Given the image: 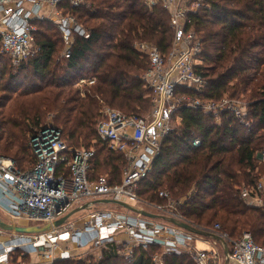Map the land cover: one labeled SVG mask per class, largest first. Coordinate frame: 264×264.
<instances>
[{
    "label": "trees",
    "instance_id": "trees-1",
    "mask_svg": "<svg viewBox=\"0 0 264 264\" xmlns=\"http://www.w3.org/2000/svg\"><path fill=\"white\" fill-rule=\"evenodd\" d=\"M208 4L210 9H202L190 26L203 39L199 70L209 83L210 99L229 95L249 103L246 121L229 116L218 127L210 115L179 112L182 123L164 143L139 194L153 202H161L160 191L175 200L188 197L181 207L188 225L210 229L219 224L230 239L250 233L264 247V209L241 197L244 186L264 176V163L257 159L264 151V0ZM79 11L88 20L100 21L102 28L89 29L88 38L75 36L69 58L56 57V41L42 30L37 34L39 52L20 67L0 54V155L23 171L34 163L28 133L54 116L70 147L92 150L97 141L93 178L105 176L100 170L110 167L112 154L98 140L100 100L139 116L152 105L137 73L146 60L134 45L148 42L168 54L174 38L169 12L160 6L151 10L145 0H88ZM84 79H95V84L75 87ZM196 139L200 147L194 145ZM103 152H108L105 159ZM121 167L111 172L114 184L121 182ZM159 252L139 249L131 262L106 257L101 264H153L152 255ZM165 264L195 263L187 256H168Z\"/></svg>",
    "mask_w": 264,
    "mask_h": 264
},
{
    "label": "built area",
    "instance_id": "built-area-1",
    "mask_svg": "<svg viewBox=\"0 0 264 264\" xmlns=\"http://www.w3.org/2000/svg\"><path fill=\"white\" fill-rule=\"evenodd\" d=\"M86 1L0 0V54L10 58L15 68L28 62L40 50L35 23L50 21L61 33L63 52L59 56L69 58L75 36L89 37L79 11ZM145 2L151 10L160 6L169 12L174 38L166 55L148 42L134 45L147 63L141 79L152 97L151 114L143 117L107 107L101 112L98 140L121 162V182L114 184L107 176L94 179L95 150L70 147L57 126L47 123L34 129L28 141L34 159L29 170H21L14 160L0 155V215L18 221L14 225L51 228L39 234L0 229V264H9L18 251L40 255L45 260L40 264L77 259L101 264L105 257H123L131 262L139 249L153 247L161 251L152 255L153 264H165L168 256H187L195 264H264V247L257 245L250 233L230 239L219 224L210 229L192 226L204 235L174 225L171 220L187 224L181 207L188 197L174 200L169 192L160 191L162 202L153 203L139 194L164 143L182 123L179 112L210 115L221 127L229 116L245 123L249 106L229 95L219 101L208 97L209 83L199 70L203 39L190 26L202 9H210L209 0ZM81 84L94 85L95 79L81 80L77 86ZM194 145L200 147L201 141L196 139ZM257 159L264 163V151ZM241 197L264 209V176L255 185L244 186ZM104 200L126 204L134 212L95 211L55 226L70 213L89 210Z\"/></svg>",
    "mask_w": 264,
    "mask_h": 264
},
{
    "label": "rangeland",
    "instance_id": "rangeland-1",
    "mask_svg": "<svg viewBox=\"0 0 264 264\" xmlns=\"http://www.w3.org/2000/svg\"><path fill=\"white\" fill-rule=\"evenodd\" d=\"M86 5H88V0L86 1ZM83 22V21H82ZM93 23V22H92ZM90 24V25H93V24ZM35 28L37 29V32H36V43H37V34L39 33L40 30L44 31V33H48L50 35L53 36L54 40L56 41L57 43V46L60 50V52L62 51V44H61V33L59 32L57 26L53 23H51L50 21H47V22H44L42 24H39V23H35ZM56 57H58V54H56ZM147 68V63H144V66L142 67H137V73L139 75V77L142 76L144 70ZM85 86H90L89 84H81L79 86H75L77 88H81V89H85L86 87ZM150 96V95H149ZM151 98V97H150ZM152 100V99H151ZM99 105H100V118L102 117L101 115V112L104 108H112V109H116V110H119L117 107H114V106H111L109 103H107L106 101L104 100H100L99 102ZM121 111V110H119ZM151 111H152V105L149 107V110L148 111H144L141 113V115L143 117H148L150 114H151ZM45 123H52L53 125L56 126V123H55V120H54V116H48L46 119H45ZM30 132V131H29ZM34 132V131H32ZM31 133H28L29 137L30 135L32 134ZM28 137V139H29ZM28 141V140H27ZM97 143V141L95 140L93 142V145L91 147V149L95 150L96 151V148L94 147V145ZM83 149L85 146H82ZM109 151V150H107ZM110 152V151H109ZM111 153V152H110ZM108 155V152H103L101 154V157L103 159H105ZM122 166L121 165V162H119L118 160H115L114 157H111V160H110V167L108 169H103L101 168L100 170V174L101 175H105L107 177H112L113 175L111 174V172L114 170L115 167L117 166ZM122 168V171H123V166L121 167ZM184 198V197H183ZM182 198V199H183ZM143 200L145 201H149L145 198L142 197ZM175 200V199H174ZM153 202V201H152ZM159 201L157 202H153V203H158ZM162 202V201H161ZM95 211H106V212H115V213H123V214H133V210H130V209H127L123 206H120V205H117V204H97L95 205L93 208L89 209V210H83V211H79L78 213H76L75 215H73L71 218H70V221H76L80 218H83V217H86L88 214L92 213V212H95ZM2 219L5 221V222H8V223H11V224H17V222H12L10 220H8L7 218L5 217H2ZM24 223V222H22ZM198 247L200 249H203L204 247L202 245H198ZM161 253V251L159 252V254ZM121 259H124L123 257H120ZM167 257H165L166 259ZM105 259H107L105 257ZM105 259H104V262H105ZM125 260V259H124ZM44 260V258H41L40 255H37L35 253H33L32 255H24V253L22 251H18L13 257L12 259L10 260L9 264H20V263H24V264H40L42 263ZM75 261H79L78 259L75 260ZM57 262H59V260H55L54 264H56ZM103 262V263H104Z\"/></svg>",
    "mask_w": 264,
    "mask_h": 264
},
{
    "label": "water",
    "instance_id": "water-1",
    "mask_svg": "<svg viewBox=\"0 0 264 264\" xmlns=\"http://www.w3.org/2000/svg\"><path fill=\"white\" fill-rule=\"evenodd\" d=\"M97 203H105V204H117L120 206H123L127 209L133 210L131 207H129L126 204H122V203H117L115 201H109V200H104V201H97ZM96 203V204H97ZM75 212L70 213L69 215H67L66 217L62 218L61 220H59L58 222L55 223V226H61L64 223H66L67 220H69L73 215H75ZM142 214L146 217L149 218H157L156 215H153L151 213H147V212H142ZM171 222L180 227L183 228L187 231H190L192 233L198 234V235H204V232L193 228L192 226L186 224V223H179L176 220H171ZM51 226H45V227H39V226H29V227H25V226H19V225H14L8 222H5L1 215H0V229L5 231V232H10V233H16V234H39V233H43V232H47L48 230H50Z\"/></svg>",
    "mask_w": 264,
    "mask_h": 264
},
{
    "label": "crops",
    "instance_id": "crops-1",
    "mask_svg": "<svg viewBox=\"0 0 264 264\" xmlns=\"http://www.w3.org/2000/svg\"><path fill=\"white\" fill-rule=\"evenodd\" d=\"M81 19L83 21V23L87 26V29H101L102 28V23L100 21H96V20H88L87 18H85L84 16L81 15ZM93 22V23H92ZM93 25H90V24ZM64 49V48H63ZM63 50L60 52L59 48L57 47L56 49V54H58V56L60 55V53H62Z\"/></svg>",
    "mask_w": 264,
    "mask_h": 264
}]
</instances>
